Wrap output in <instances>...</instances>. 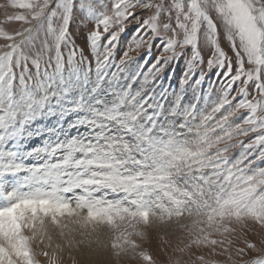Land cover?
Returning <instances> with one entry per match:
<instances>
[{"label": "snow or ice", "instance_id": "1", "mask_svg": "<svg viewBox=\"0 0 264 264\" xmlns=\"http://www.w3.org/2000/svg\"><path fill=\"white\" fill-rule=\"evenodd\" d=\"M0 9V264H41L34 245L53 233L71 264L86 241L90 258L156 264L148 229L173 225L176 252L264 264V237L248 239L264 229V0ZM194 255L186 264H222Z\"/></svg>", "mask_w": 264, "mask_h": 264}, {"label": "rangeland", "instance_id": "2", "mask_svg": "<svg viewBox=\"0 0 264 264\" xmlns=\"http://www.w3.org/2000/svg\"><path fill=\"white\" fill-rule=\"evenodd\" d=\"M4 0H0V3H3ZM4 9H0V18H2ZM8 11H12L11 9H8ZM10 28H18L19 24L13 23L12 25L9 26ZM88 27H91L89 24ZM73 30L75 31V24L73 25ZM132 31L130 30L122 39L121 42V49H123L124 44L128 41L129 37L132 35ZM2 42V41H0ZM82 40H77V43L80 44ZM226 46V45H225ZM159 50V41L156 42V47L152 49L151 56L149 57V60L154 57ZM145 52V49H141V53ZM120 53H117V60L119 59ZM131 55L135 56L137 53L133 52ZM205 57L207 56V52L204 53ZM185 65V61L181 60L179 62V66L177 67L173 79H178L179 76L181 75V71L183 70ZM116 69L113 67L110 69V71H115ZM146 70V69H145ZM217 77L215 75H212L209 77L208 80L205 81L204 83V91L205 93H210L211 89L213 87H219L217 84H213L212 82L215 81ZM165 85L169 83L168 80L164 81ZM214 98V97H213ZM235 151V150H233ZM264 166V165H261ZM109 198H115L113 197L112 194H109ZM183 223H187L186 220L182 221ZM250 227H255V232L250 233L248 235V239L255 242L257 246H260V240L262 237H264V229H259L258 226H251ZM106 229L101 231L99 233V239L98 243H107V237L105 235ZM149 233V239L146 242H143V247L146 248L153 256L154 260L156 261V264H173V262L177 259L181 261V264H186V262H191L195 260V254L203 253L205 254L206 259L209 260H219L222 262L226 261V257L224 256H211L209 255V250L207 248H200L197 249L193 247V249L186 251L184 253H179L174 251L176 246L179 244V239L183 235L180 230L173 225L170 228L163 229V228H158V227H152L148 229ZM213 238H219L218 236H215ZM77 239H80L78 236ZM92 240L96 241L97 237L94 235ZM167 241V243H165ZM186 242V241H185ZM64 244V243H63ZM63 250L57 249L56 247L53 249H38V252L40 251H47L49 253L48 257H44L43 259L40 260L41 264H51V260L53 257H55V264H71V258L68 254V249L62 247ZM92 248H96V243L92 244ZM91 251L87 247V241L85 246H82L80 250H74L73 255L76 258V264H90L91 260H95L96 264H113L111 261L110 253L106 250L100 249L99 250V256L98 257H89L87 254ZM251 255H255V253H251ZM245 259H248V257H244ZM122 264H141L140 261L138 260H131L130 258H124L122 261ZM196 264H199V262H196ZM230 264V262H229Z\"/></svg>", "mask_w": 264, "mask_h": 264}, {"label": "bare ground", "instance_id": "3", "mask_svg": "<svg viewBox=\"0 0 264 264\" xmlns=\"http://www.w3.org/2000/svg\"><path fill=\"white\" fill-rule=\"evenodd\" d=\"M37 143H39V142H37ZM31 162H34V161H26V163H31ZM21 175H24V173H22ZM52 235H53V238L51 241H48L47 239H45L43 243H37L36 245H34L37 252H38V249H41V250H44L46 248L47 249H53L56 247L57 244H61L63 247V245H64L63 240L58 235H56L55 233H53ZM49 244L51 245L50 247L47 246ZM64 248H66V247H64ZM38 259L42 260L43 256H39Z\"/></svg>", "mask_w": 264, "mask_h": 264}]
</instances>
